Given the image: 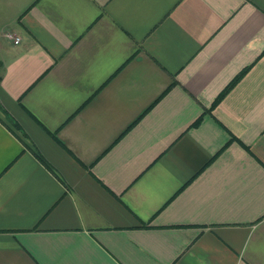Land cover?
<instances>
[{"label":"crops","instance_id":"crops-1","mask_svg":"<svg viewBox=\"0 0 264 264\" xmlns=\"http://www.w3.org/2000/svg\"><path fill=\"white\" fill-rule=\"evenodd\" d=\"M0 264H264V0H0Z\"/></svg>","mask_w":264,"mask_h":264},{"label":"trees","instance_id":"trees-1","mask_svg":"<svg viewBox=\"0 0 264 264\" xmlns=\"http://www.w3.org/2000/svg\"><path fill=\"white\" fill-rule=\"evenodd\" d=\"M234 81H232L231 83H230V85L233 83ZM226 91H228V88L224 91V92H222L221 94H220V96H219V98H218V100L221 98V97H223V95L226 93ZM225 147V146H224ZM223 147V148H224ZM222 148V149H223Z\"/></svg>","mask_w":264,"mask_h":264},{"label":"built area","instance_id":"built-area-1","mask_svg":"<svg viewBox=\"0 0 264 264\" xmlns=\"http://www.w3.org/2000/svg\"><path fill=\"white\" fill-rule=\"evenodd\" d=\"M8 36H11L10 34H7ZM14 42L15 43H18L19 42V39L16 37L15 39H14Z\"/></svg>","mask_w":264,"mask_h":264}]
</instances>
